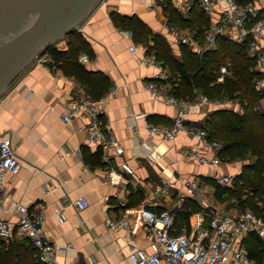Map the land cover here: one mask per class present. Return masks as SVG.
Masks as SVG:
<instances>
[{
	"label": "crops",
	"instance_id": "0c3cea01",
	"mask_svg": "<svg viewBox=\"0 0 264 264\" xmlns=\"http://www.w3.org/2000/svg\"><path fill=\"white\" fill-rule=\"evenodd\" d=\"M251 3L258 10V17H264V0H251ZM227 6V0H214L210 14L205 13L210 26L221 20ZM167 15L162 0H102L81 22L76 30L88 43L89 52H80L79 56H88V61L80 62L88 71L103 74L110 80V87L100 96L72 73L63 70L48 50L36 57L0 96V139H11L21 161L18 173L7 175L9 197L2 206L0 219L15 228L27 210H42L46 236L58 248V264L90 261L130 264L133 248L147 252L151 248L150 242L142 236L132 246L124 231L108 227L107 220L121 213L117 206L120 200L127 201L137 227L138 211L144 203L157 211L173 208L177 212L187 198L195 200L185 194L183 179H197L202 198L203 177L217 179L241 172L242 161H222L224 164L213 165L186 160L184 149L198 143L186 131L174 140H166L160 135L150 136L145 128L147 121L170 124L180 114L177 105L153 96L147 88L150 82L166 81L172 85L173 78L162 60H159L161 66L143 62L147 49L155 51L154 36L165 39L178 58L186 48L202 55L206 39L205 35L204 43H200L197 31L169 24ZM116 16H137L149 27L152 36L145 42L139 41L131 29L116 20ZM183 38L187 41H182ZM133 44L135 54L130 50ZM55 45L65 49L66 40ZM258 46L264 48V32L258 37ZM258 72V79L264 83V68ZM164 73L169 74V79H164ZM83 95L100 104L103 110L101 125L123 145L122 154L104 153L101 146L89 142L88 118L78 116L70 122L62 118L65 106ZM190 100L184 114L187 127L204 125L212 111L224 108L221 104L233 105L228 100L206 103L199 96ZM201 148L207 156L214 154L213 150ZM97 150L102 153V163L87 158ZM124 164L129 165L130 171L124 169ZM168 181L172 183L169 194L155 192ZM80 197H85L89 203L83 210L65 201ZM58 207L62 209L63 222L55 215ZM234 208L236 206L229 210ZM200 217L206 220L207 210L191 216L189 227H183L181 232L192 234ZM251 235L264 243L263 238L251 233L244 238L246 247L254 239ZM13 236L9 241L0 239L7 244L25 240L16 233Z\"/></svg>",
	"mask_w": 264,
	"mask_h": 264
},
{
	"label": "built area",
	"instance_id": "2783aa9c",
	"mask_svg": "<svg viewBox=\"0 0 264 264\" xmlns=\"http://www.w3.org/2000/svg\"><path fill=\"white\" fill-rule=\"evenodd\" d=\"M227 3L228 6L224 10L221 20L208 28L201 54L215 49L218 37L221 35L237 43L249 40L248 53L255 59V70L264 68V48L258 46V37L264 32V17H258V10L252 3L240 5L237 0H227ZM173 5L187 19L196 9L209 15L214 0H173ZM182 41L186 42L187 38H183ZM130 50L132 53H136L135 44L130 46ZM79 61H88L87 54H81ZM143 62L161 66L156 52L151 49H147L143 56ZM228 73V66L223 65L217 74L216 82H224ZM163 77L167 80L169 74L164 73ZM147 88L153 96L164 98L168 103L180 108V114L170 124H155L147 121L145 128L148 134L150 136L160 135L166 140H174L178 134L186 131L195 137L198 143L184 149V158L188 161L219 165L222 160L218 153L222 148V143L217 140H209L208 131L202 124L189 127L185 125L184 114L191 100L177 97L173 86L166 81L150 82ZM256 89L262 95L257 108L264 109V83L262 80H256ZM194 95L199 96L203 102H211L208 96L197 90L194 91ZM102 112L97 101L83 95L65 106L62 118L66 122H70L78 116L88 118L87 136L89 142L101 146L104 153L113 151L120 155L124 152V147L113 133L107 132L102 127L100 120ZM202 146L207 150H213L214 154L207 156L202 151ZM20 168L21 161L11 139L1 138L0 213L4 202L9 197L7 175L18 173ZM124 169L130 171L129 165L124 164ZM217 179L227 186H232L235 175L222 176ZM182 182L185 186V194L197 198L201 191L200 182L195 178L183 179ZM171 187V182H164L162 186L156 188L155 192L162 191L169 194ZM65 201L75 205L79 210H83L89 205L85 197L74 201L65 199ZM117 206L121 208V213L117 217L107 220L108 227L114 231H124L132 246L141 236L150 242V252L139 248L131 250L130 264H264V256L261 263L256 262L250 257L247 247L243 243L244 238L251 233L264 239V216L256 214L251 209L225 210L217 206H209L207 219L200 217L192 234H176L174 233L175 210L173 208L157 211L149 204L144 203L138 211L139 222L135 227V220L128 211L127 201L120 200ZM55 215L59 222L64 221L61 208H56ZM44 222L45 214L42 210H27L15 228L7 221L0 219V238L9 241L14 238L13 235L16 233L21 238L30 241L36 250L38 262L58 264L56 259L58 248L47 238ZM87 264H96V262L90 261Z\"/></svg>",
	"mask_w": 264,
	"mask_h": 264
},
{
	"label": "trees",
	"instance_id": "16d2710c",
	"mask_svg": "<svg viewBox=\"0 0 264 264\" xmlns=\"http://www.w3.org/2000/svg\"><path fill=\"white\" fill-rule=\"evenodd\" d=\"M240 5L251 0H237ZM168 13V23L197 31L200 43H204L210 20L204 11L193 10L189 18L182 17L172 0H162ZM116 20L131 29L141 42L148 40L152 32L137 16ZM66 48L58 49L51 45L47 50L55 62L67 73H72L84 84L89 85L97 96L110 87V80L103 74H95L79 61L82 51L89 52L88 43L80 32L72 31L67 35ZM154 49L158 59L166 65L174 79H171L173 91L179 98L192 99L194 91L199 89L211 100L231 101L237 107H224L212 111L205 121L209 140L222 143L219 156L223 162H244L241 172L235 175L232 186H223L216 178L203 177L215 187L220 201L235 200L238 207L248 206L257 214L264 216V109L257 108L262 95L256 89V80L260 74L255 70V59L248 53L249 40L237 43L225 36H219L216 48L202 55L189 48L184 49L181 58L176 57L168 43L161 36H154ZM230 63L231 76L218 83L217 74L221 66ZM92 162L102 163L100 150L87 155ZM228 201V204L231 203ZM258 202L263 204L260 210ZM199 209L192 198H187L182 209L175 211L174 233L180 234L183 227H189L190 214ZM261 212V213H260ZM252 236V235H251ZM253 237V236H252ZM254 238V237H253ZM250 257L261 263L264 256V243L254 238L247 247ZM36 250L30 241L5 243L0 239V264H41L37 261Z\"/></svg>",
	"mask_w": 264,
	"mask_h": 264
},
{
	"label": "water",
	"instance_id": "95a60500",
	"mask_svg": "<svg viewBox=\"0 0 264 264\" xmlns=\"http://www.w3.org/2000/svg\"><path fill=\"white\" fill-rule=\"evenodd\" d=\"M102 0H0V96Z\"/></svg>",
	"mask_w": 264,
	"mask_h": 264
},
{
	"label": "rangeland",
	"instance_id": "374dc122",
	"mask_svg": "<svg viewBox=\"0 0 264 264\" xmlns=\"http://www.w3.org/2000/svg\"><path fill=\"white\" fill-rule=\"evenodd\" d=\"M67 35L64 36L61 40H59L57 42V44H60V42L62 40H67ZM223 65H227L228 66V70H229V73L227 74V76H231V69H230V63H225ZM222 65V66H223ZM221 66V67H222ZM173 86V85H171ZM199 92L202 93V91L199 89ZM210 99V98H209ZM211 100V99H210ZM220 102V101H219ZM222 107H237V105H232V104H221ZM220 164H224L223 162H221ZM219 173H221L222 170H217ZM217 182L222 184L223 186H227L221 182L218 181L217 179ZM202 186H203V189H204V192L202 194V198H200V193L198 194V197L195 198V200L197 201L196 203L199 205V209L197 211H194L190 214V219H189V223L191 222V216H195L196 214H198L199 212H203L204 210H209V206H217V207H220V208H224L225 210H229L231 209L232 207L236 206L237 209L239 210H246V209H250L248 206H245L246 209H241L240 207H238V202H235V200L231 201V200H226V201H220V199L217 198L216 196V190H215V187L213 185L210 184L209 181H206L205 179L202 180ZM228 201H231L230 204H228ZM258 206L260 207V210L263 209V204L261 202H258ZM261 213V212H260ZM257 214V213H256ZM263 213H261L260 215H262Z\"/></svg>",
	"mask_w": 264,
	"mask_h": 264
}]
</instances>
